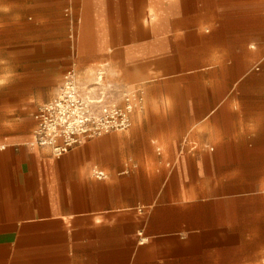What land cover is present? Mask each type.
Listing matches in <instances>:
<instances>
[{"label":"crops","instance_id":"obj_1","mask_svg":"<svg viewBox=\"0 0 264 264\" xmlns=\"http://www.w3.org/2000/svg\"><path fill=\"white\" fill-rule=\"evenodd\" d=\"M258 12L264 0H0V264H264ZM58 47L80 80L104 65L143 103L125 134L55 159L32 134L65 74Z\"/></svg>","mask_w":264,"mask_h":264},{"label":"built area","instance_id":"obj_2","mask_svg":"<svg viewBox=\"0 0 264 264\" xmlns=\"http://www.w3.org/2000/svg\"><path fill=\"white\" fill-rule=\"evenodd\" d=\"M89 74L80 80L73 69L66 71L54 98L33 114L32 145L55 159L87 141L128 130L132 114L142 109V93L115 84L106 66L99 65ZM92 176L106 178L97 169Z\"/></svg>","mask_w":264,"mask_h":264},{"label":"rangeland","instance_id":"obj_3","mask_svg":"<svg viewBox=\"0 0 264 264\" xmlns=\"http://www.w3.org/2000/svg\"><path fill=\"white\" fill-rule=\"evenodd\" d=\"M254 11V10H253ZM253 11H251V12H249L250 13V17L252 18V17H254V18H256V15H255V13L256 12H253ZM259 13V17H261V13H264V12H258ZM65 51L64 50H62V49H60L59 47H58V71H59V75H58V82L60 81V79H61V77H62V75H63V73L64 72H66L67 71V69H68V64H69V60H67V59H65ZM47 90L46 89H43L42 90V92H41V94L43 95V96H45V95H47ZM127 131V130H126ZM124 132V134L126 133L125 131H123ZM113 133H117V134H123V133H119V132H113ZM111 134V133H110Z\"/></svg>","mask_w":264,"mask_h":264}]
</instances>
